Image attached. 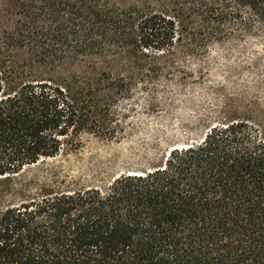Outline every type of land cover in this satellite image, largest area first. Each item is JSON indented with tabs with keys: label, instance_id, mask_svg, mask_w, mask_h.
I'll use <instances>...</instances> for the list:
<instances>
[{
	"label": "trees",
	"instance_id": "1",
	"mask_svg": "<svg viewBox=\"0 0 264 264\" xmlns=\"http://www.w3.org/2000/svg\"><path fill=\"white\" fill-rule=\"evenodd\" d=\"M0 8L15 17L0 30V264H264V111L201 117L195 139L106 185L15 177L88 139L121 138L141 101L169 111L183 89L167 83L206 78L185 63L215 43H264V0Z\"/></svg>",
	"mask_w": 264,
	"mask_h": 264
},
{
	"label": "rangeland",
	"instance_id": "2",
	"mask_svg": "<svg viewBox=\"0 0 264 264\" xmlns=\"http://www.w3.org/2000/svg\"><path fill=\"white\" fill-rule=\"evenodd\" d=\"M14 23L13 13L0 8V30L9 31ZM190 62L184 64L189 68L187 73L193 72L195 78L202 65L207 71L206 78L203 83L188 79L180 89L177 88L178 81L167 83L169 92L183 89L182 97L176 99L169 111H145L140 108L144 107V101H141L138 109L130 114L121 138L109 142L88 139L76 151L24 168L16 179L43 181L56 177L83 187L106 185L123 172L160 160L171 146L195 139L199 133H192L193 125L201 117L215 115L220 109L236 115L257 113L255 109L263 113L262 41L246 37L215 43L204 60ZM67 72L58 71L57 74L64 76Z\"/></svg>",
	"mask_w": 264,
	"mask_h": 264
}]
</instances>
